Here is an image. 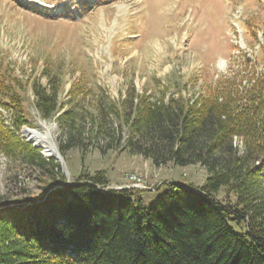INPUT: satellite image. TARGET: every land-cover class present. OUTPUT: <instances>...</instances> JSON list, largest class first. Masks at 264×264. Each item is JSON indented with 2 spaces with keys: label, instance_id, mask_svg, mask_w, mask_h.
Here are the masks:
<instances>
[{
  "label": "rangeland",
  "instance_id": "374dc122",
  "mask_svg": "<svg viewBox=\"0 0 264 264\" xmlns=\"http://www.w3.org/2000/svg\"><path fill=\"white\" fill-rule=\"evenodd\" d=\"M249 24L262 42L264 0H0V69L22 79L17 89L28 121L15 129L18 140L0 141V209L26 207L62 186V176L73 182L101 173L107 188L133 190L147 208L169 182L203 185L211 173L205 164H156L125 147L132 124L125 104L132 93L135 104L140 97L166 103L178 90L191 103L200 100L206 76L226 72L240 53L235 45L250 54L259 48ZM104 103L122 116L111 118L112 128L98 119ZM0 115L14 129L13 110L0 106ZM47 124L64 163L22 135L25 126ZM71 129L82 135L68 138ZM234 141L242 149L245 138ZM134 176L147 187H135ZM249 179L252 201L264 205V181ZM8 229L0 222L3 263L32 249Z\"/></svg>",
  "mask_w": 264,
  "mask_h": 264
},
{
  "label": "trees",
  "instance_id": "16d2710c",
  "mask_svg": "<svg viewBox=\"0 0 264 264\" xmlns=\"http://www.w3.org/2000/svg\"><path fill=\"white\" fill-rule=\"evenodd\" d=\"M248 33L259 48L250 54L235 45L240 53L228 70L206 76L201 101L178 90L166 103L140 97L135 104L132 93L125 104L124 120H132L125 147L156 164H205L211 173L203 185L169 182L147 208L135 191L107 188L101 173L73 182L62 176L40 201L0 209V222L32 246L29 256L16 251L5 263L0 254V264H264V205L252 201L249 182L264 181V39L252 24ZM21 81L0 69V106L13 110L14 127L0 115V141L18 140L15 131L28 122ZM112 117H122L112 104L99 107L105 128ZM235 136L245 138L242 149Z\"/></svg>",
  "mask_w": 264,
  "mask_h": 264
},
{
  "label": "bare ground",
  "instance_id": "6f19581e",
  "mask_svg": "<svg viewBox=\"0 0 264 264\" xmlns=\"http://www.w3.org/2000/svg\"><path fill=\"white\" fill-rule=\"evenodd\" d=\"M53 125L45 127L25 126L22 129V135L29 141L35 143L36 146H42L48 156L56 158L60 162H64L62 155L58 150V146L52 137Z\"/></svg>",
  "mask_w": 264,
  "mask_h": 264
},
{
  "label": "built area",
  "instance_id": "2783aa9c",
  "mask_svg": "<svg viewBox=\"0 0 264 264\" xmlns=\"http://www.w3.org/2000/svg\"><path fill=\"white\" fill-rule=\"evenodd\" d=\"M132 183L134 184V186L135 187H138V185H143V183H142V179H140V177H137V176H134L133 178H132ZM143 187H147V186H144L143 185ZM119 189H123V187H120Z\"/></svg>",
  "mask_w": 264,
  "mask_h": 264
},
{
  "label": "water",
  "instance_id": "95a60500",
  "mask_svg": "<svg viewBox=\"0 0 264 264\" xmlns=\"http://www.w3.org/2000/svg\"><path fill=\"white\" fill-rule=\"evenodd\" d=\"M63 157V156H62ZM62 163H64V162H62ZM43 198V197H42ZM42 198H40V199H38V200H36L35 202H38V201H40ZM34 202H31V203H29V204H27L26 206H29V205H31V204H33Z\"/></svg>",
  "mask_w": 264,
  "mask_h": 264
}]
</instances>
